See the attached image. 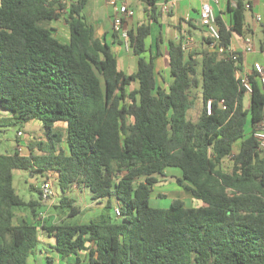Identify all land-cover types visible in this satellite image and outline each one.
Here are the masks:
<instances>
[{
    "label": "trees",
    "instance_id": "trees-1",
    "mask_svg": "<svg viewBox=\"0 0 264 264\" xmlns=\"http://www.w3.org/2000/svg\"><path fill=\"white\" fill-rule=\"evenodd\" d=\"M146 1V21L129 30L137 70L126 74L86 21V0L69 7L0 0V109L9 112L0 131L19 126L15 149L0 153V264H28L44 236L63 260L76 256L75 264L80 253L86 264H264V148L257 138L264 87L253 70L247 92L238 76L243 55L231 50L233 35H244L249 0H227L232 26L217 15L220 38H204L200 50L183 49L178 27L179 39L169 42V80L161 75L166 88L147 43L160 0ZM61 18L68 42L44 25ZM30 122L43 138L25 146L19 137ZM168 169L181 177L167 176ZM15 171L57 176L60 221L39 219L46 206L40 188L32 185L38 197L25 200ZM170 180L202 205L173 199L168 209L152 207L154 188ZM74 187L105 202L99 216L75 221L83 209L67 196ZM114 205L121 211L115 218Z\"/></svg>",
    "mask_w": 264,
    "mask_h": 264
},
{
    "label": "crops",
    "instance_id": "crops-1",
    "mask_svg": "<svg viewBox=\"0 0 264 264\" xmlns=\"http://www.w3.org/2000/svg\"><path fill=\"white\" fill-rule=\"evenodd\" d=\"M62 1L64 5L69 7L78 0ZM170 1L172 0H160L157 3L161 15L157 22H150L151 35L147 41L150 48L149 55H153L156 58L155 67L157 80L159 86L162 88H166L167 85L161 79V75L164 79L169 80V42L179 39L180 33L178 27H181V29L185 31L186 38L184 43L187 44L188 41H192L189 50H200L204 44V38H207L206 31L200 21V11L204 0H175L171 7V11L168 14H163L161 12V5ZM117 2L127 3L129 8L134 12L133 17L129 18L126 22L129 30L135 29L140 23L146 21V7H149L146 0H117ZM249 4L250 7L246 13L244 35L234 34L231 45V50L242 53L244 58L242 72L238 74V76L251 74L253 72L254 63L264 65V0H249ZM214 10L216 15L222 19L228 28L232 26V15L229 11L227 0H221L220 4L214 5ZM61 14L64 17L66 11H63ZM83 14L86 21L94 26L95 37L105 41L111 46L113 52L117 56L120 69L123 71L124 69L121 68V66H123L126 70H130L131 66L134 65L135 62L137 63V57L124 47L123 42L117 38L113 31V19L115 16L113 6L106 0H86ZM259 17L262 18V21L258 20ZM52 23L53 26L49 28L55 30V36L64 42H68L69 29L64 22V18L53 21ZM54 23L62 24L63 28H59ZM248 46L252 47L251 52H246ZM132 87H137V84H134ZM15 147L16 146H14L13 149H15ZM236 148L238 151V147ZM20 152L21 154H27L23 147L20 148ZM166 174L170 177H181L180 170L173 171L168 169ZM160 196H166L167 198L171 196L172 199H182L187 206H193L191 196L185 192H182L180 195H178V193L169 195V193L160 190L152 194V198H160ZM54 242V239L44 236L41 244L44 249H39L36 255H33L29 259L28 264H65L66 262L75 264L77 257L71 256L67 261L63 260L60 254L54 249ZM79 258L82 261L80 264H86L85 253H80ZM49 259L51 261H49Z\"/></svg>",
    "mask_w": 264,
    "mask_h": 264
},
{
    "label": "rangeland",
    "instance_id": "rangeland-1",
    "mask_svg": "<svg viewBox=\"0 0 264 264\" xmlns=\"http://www.w3.org/2000/svg\"><path fill=\"white\" fill-rule=\"evenodd\" d=\"M59 28H63V25L59 23H54ZM46 27L53 26L52 22H48L44 24ZM123 71L126 74L132 73L136 71L137 69V63L135 62L134 65L131 66L130 70H126L123 66H121ZM131 87L130 89H132ZM202 109V102L198 101L196 108L191 111V118L193 120H196L201 112ZM9 112L3 111L0 109V118L5 116ZM19 126H7L1 128L0 131V153L5 152H12L13 147L16 146V137H17V130ZM23 135L20 136V140L24 142L25 146L26 143L30 144L32 142H38L43 138V133L40 128V125L38 122H30L27 123L24 126V129L22 130ZM19 136V135H18ZM26 153L28 152L25 148ZM234 152H237V148L234 149ZM225 168L230 169V162H225ZM173 171H178V169H169ZM15 181H14V187L16 188L17 192L21 197H23L25 200H29L30 198L36 199L38 197V194L35 191L30 190L31 186L40 187L42 182L45 181V178L41 177V174L38 173L36 176H31L29 172L24 171H15L14 172ZM50 179L53 183V190L54 195L48 202H42L45 204V210L43 211L45 220L53 218L56 221H60V219L63 217V215L60 213L58 209H56L57 206H59V201L62 196L61 191L59 190L57 186V176L55 174H52L50 176ZM163 190L166 193H169L171 195L172 193H178V195L182 194L184 192L176 183L174 180H170L169 182L160 184L154 188V192ZM67 196L70 198H73L76 200L77 205H79L83 212L75 219L77 222H88L90 219L95 218L96 216H99L103 211V206L105 205L103 203L99 204L98 202L92 200L91 193L88 189H80L77 187H74L72 191L67 193ZM171 196L169 198L167 197H160V198H152L151 199V206L158 209H168L171 206L172 202ZM187 201V200H186ZM192 205L194 207H199L202 205L199 201H193ZM113 210H111V215L113 218H115V208L116 205L113 206ZM44 238V237H43ZM55 244V242H54ZM39 249H44V247L40 244ZM36 255V254H35ZM38 259V257L36 256Z\"/></svg>",
    "mask_w": 264,
    "mask_h": 264
},
{
    "label": "built area",
    "instance_id": "built-area-1",
    "mask_svg": "<svg viewBox=\"0 0 264 264\" xmlns=\"http://www.w3.org/2000/svg\"><path fill=\"white\" fill-rule=\"evenodd\" d=\"M113 6L115 10V16L113 19V31L116 35L120 37L122 40L124 47L127 50L129 49V29L127 28L126 22L129 18L133 17L134 12L131 10L128 6L127 3H118L117 0H106ZM173 2L175 0H172L170 2H165L161 5V12L163 14H168L171 11V7L173 6ZM221 0H204L202 3L201 11H200V21L201 25L204 27L207 37H211L215 41H218L220 38L219 34V29L217 26V21H216V13L214 10V5L220 4ZM232 6H236V0H231ZM259 21H262V18H258ZM190 43L192 41H188L187 44H183V49L185 51L189 50ZM215 42L212 43V48L215 46ZM225 50L223 48H220V52H224ZM252 47L248 46L246 49V52H251ZM234 61L238 60L237 55L231 56ZM253 70L256 71L260 76H261V82L264 87V65L260 63H254L253 65ZM243 87L247 90L248 93H252V87L248 82L247 75L243 77ZM209 110H211V103L208 105ZM225 108V107H224ZM262 128L257 134V138L259 139L262 147L264 148V122L262 123ZM21 135V132L19 133ZM40 192H41V197L42 201L48 202L52 196L54 195V190H53V183L51 179L45 180L41 185H40ZM115 214L117 216H120L121 211L119 207H116L115 209ZM39 219L44 220L45 216L44 213H41Z\"/></svg>",
    "mask_w": 264,
    "mask_h": 264
}]
</instances>
